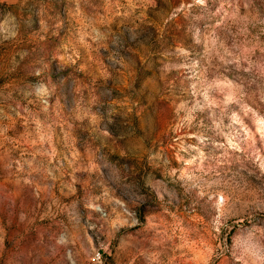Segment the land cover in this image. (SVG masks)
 Segmentation results:
<instances>
[{"label": "rangeland", "instance_id": "obj_1", "mask_svg": "<svg viewBox=\"0 0 264 264\" xmlns=\"http://www.w3.org/2000/svg\"><path fill=\"white\" fill-rule=\"evenodd\" d=\"M0 264H264V0H0Z\"/></svg>", "mask_w": 264, "mask_h": 264}]
</instances>
